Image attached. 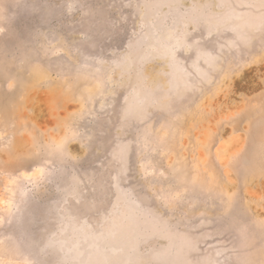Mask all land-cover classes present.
<instances>
[{
    "label": "rangeland",
    "instance_id": "obj_1",
    "mask_svg": "<svg viewBox=\"0 0 264 264\" xmlns=\"http://www.w3.org/2000/svg\"><path fill=\"white\" fill-rule=\"evenodd\" d=\"M0 264H264V0H0Z\"/></svg>",
    "mask_w": 264,
    "mask_h": 264
}]
</instances>
